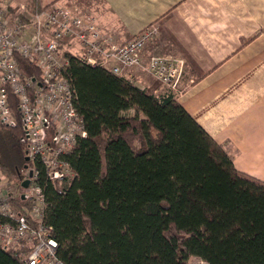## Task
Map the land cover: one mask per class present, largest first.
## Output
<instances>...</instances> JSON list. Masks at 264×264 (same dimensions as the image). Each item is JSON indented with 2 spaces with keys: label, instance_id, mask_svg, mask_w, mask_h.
Returning a JSON list of instances; mask_svg holds the SVG:
<instances>
[{
  "label": "trees",
  "instance_id": "1",
  "mask_svg": "<svg viewBox=\"0 0 264 264\" xmlns=\"http://www.w3.org/2000/svg\"><path fill=\"white\" fill-rule=\"evenodd\" d=\"M28 7L40 10L39 0ZM14 59L22 76L39 77L34 62ZM64 75L86 130L62 155L73 174L51 180L31 162L59 264H188L191 254L206 264H264V180L235 167L177 92H149L70 54ZM8 96L17 123L0 126V172L19 187L18 211L32 202L21 195L24 131ZM28 252L0 244V264H28Z\"/></svg>",
  "mask_w": 264,
  "mask_h": 264
},
{
  "label": "built area",
  "instance_id": "2",
  "mask_svg": "<svg viewBox=\"0 0 264 264\" xmlns=\"http://www.w3.org/2000/svg\"><path fill=\"white\" fill-rule=\"evenodd\" d=\"M9 3L0 0V126L17 123L8 96L11 93L23 125L20 142L28 157L20 170L23 179H29L21 195L29 197L32 208H13L11 197L16 193L3 182L0 172V244L7 249L29 248L24 257L28 264H59L57 242L42 220L44 193L38 183V170L31 162H41L51 180L73 174L62 155L86 130L74 104L75 91L64 75L69 54L127 78H131L129 68L144 65L151 76L177 93L181 90L183 60L164 53L151 55L144 64L142 49L158 32L154 24L125 41L115 42L102 34L89 10L54 3L31 11L22 2L19 12ZM15 10L18 12L13 14ZM14 54L34 62L39 77L22 76Z\"/></svg>",
  "mask_w": 264,
  "mask_h": 264
},
{
  "label": "crops",
  "instance_id": "3",
  "mask_svg": "<svg viewBox=\"0 0 264 264\" xmlns=\"http://www.w3.org/2000/svg\"><path fill=\"white\" fill-rule=\"evenodd\" d=\"M54 3L89 10L115 42L156 25L144 64L157 53L183 60L178 100L238 170L264 180V0H39ZM128 73L149 92L167 89L144 65Z\"/></svg>",
  "mask_w": 264,
  "mask_h": 264
},
{
  "label": "rangeland",
  "instance_id": "4",
  "mask_svg": "<svg viewBox=\"0 0 264 264\" xmlns=\"http://www.w3.org/2000/svg\"><path fill=\"white\" fill-rule=\"evenodd\" d=\"M28 1L29 0H10V3L11 4V7L14 9L16 8V10L19 11V6L20 4L23 2V3H26L28 5ZM9 2V1H8ZM15 10V11H16ZM18 11L14 12L13 11V14H16ZM20 12V11H19ZM93 12V11H92ZM158 28V27H157ZM158 34V32H157ZM156 34V35H157ZM159 54H164V53H157V54H153V55H159ZM172 55V54H171ZM174 56V55H173ZM153 77V76H152ZM127 112L129 113H132L133 112V109H129L127 110ZM3 175V174H1ZM4 176V175H3ZM1 176V178H3V182L5 181V183L7 184V186L10 188L11 191H13L14 193H17L19 192V187L17 185V183L14 181V180H10L9 177L7 176ZM27 187H23V191L26 190ZM188 264H206L205 260H203L201 257L197 256V255H194V254H191L189 255L188 257Z\"/></svg>",
  "mask_w": 264,
  "mask_h": 264
},
{
  "label": "water",
  "instance_id": "5",
  "mask_svg": "<svg viewBox=\"0 0 264 264\" xmlns=\"http://www.w3.org/2000/svg\"><path fill=\"white\" fill-rule=\"evenodd\" d=\"M27 158H28V157L26 156V160H27ZM30 174H31V172H30ZM28 181H29L28 178L23 179L22 182H21V185H22L23 187H27V185H28Z\"/></svg>",
  "mask_w": 264,
  "mask_h": 264
}]
</instances>
